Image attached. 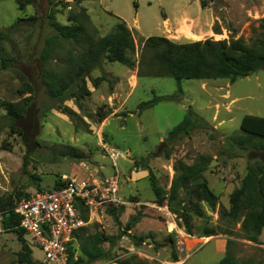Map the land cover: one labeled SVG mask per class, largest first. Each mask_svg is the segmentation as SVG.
Wrapping results in <instances>:
<instances>
[{"label": "rangeland", "instance_id": "rangeland-1", "mask_svg": "<svg viewBox=\"0 0 264 264\" xmlns=\"http://www.w3.org/2000/svg\"><path fill=\"white\" fill-rule=\"evenodd\" d=\"M30 1L20 9L15 0H0V29L19 18L36 17L18 20L11 31L0 37V57L11 58L8 67L0 66V99L20 100L18 89L24 81L33 87L22 117L14 118L0 109V194L15 190L30 194L51 189L62 177H101L117 172L119 194L124 200L138 195L150 204H127L118 221L105 212V205L90 214L87 232L122 234L112 245L104 242L111 256L131 253L149 264H216L231 239L228 247L237 258H251L264 264V228L257 242L240 234L239 223L232 225L234 235H226L220 230L229 221L220 218L218 211L220 206L229 207V194L240 184L247 164L264 162V150L257 146L261 140L252 138L243 145L237 143L247 137L240 129L241 120L264 123V65L234 81L184 78L178 83L171 76H137L136 65L103 59L92 66L88 77L106 74V79L97 87L87 79L89 96L57 101L46 93L40 60L45 39L56 33L48 17L50 12L52 20L63 25L68 23V14L83 6L98 35L109 32L116 17H120L132 28L135 42L132 59L136 63L141 40L151 35H163L177 42L212 37L247 46L262 36L264 0H204L205 7L200 5L201 0H82L79 4L74 0ZM183 11L186 14L180 23L163 21L164 13L172 17ZM55 47L45 63L47 69L64 68L69 51L76 49L74 43L61 38ZM155 96L161 97L155 104L137 108L139 102ZM62 105L76 115L68 116ZM99 107L109 111L102 121L96 120ZM186 115L196 126L170 144L162 142ZM165 145L171 149L170 158L164 157ZM107 150L118 153L114 163ZM198 155L206 157V165L212 162V166L205 165L203 176L219 200L215 210L202 203L204 216H193L195 230L186 235L175 214L154 206L147 177L133 182L129 176L134 165L141 169L148 166L159 184L167 189L174 160L182 158L191 163ZM138 210L144 213L143 225L172 227L170 234L160 237L163 246L152 245L151 239L146 238L136 244L132 238L135 232H122ZM210 227L215 234L208 237L203 232ZM140 235L150 234L147 231ZM152 235L158 237L156 233ZM22 237L30 248L31 259L45 264L42 250L27 233L23 232ZM173 248L176 261L172 260ZM19 249L16 231L0 233V264H20L16 256ZM78 254L77 250L74 259ZM73 264L114 263L106 259Z\"/></svg>", "mask_w": 264, "mask_h": 264}, {"label": "trees", "instance_id": "trees-1", "mask_svg": "<svg viewBox=\"0 0 264 264\" xmlns=\"http://www.w3.org/2000/svg\"><path fill=\"white\" fill-rule=\"evenodd\" d=\"M74 1L79 4L82 0ZM15 2L20 9H23L31 1L15 0ZM200 5L205 7L206 2L201 0ZM48 17L51 19V25L56 33L45 39V44L41 50V76L46 93L57 101L89 96L91 91L87 87V79L93 87H97L102 80L106 79V74L88 77V71L92 66L103 59L116 61L126 66L136 65L137 76H171L178 83L184 78H226L234 81L236 78L251 74L264 65V24H261L262 36L252 40L247 46L232 44L225 39H213L212 37L177 42L163 35H151L141 40L135 63L132 59L135 52L132 30L120 17H116L112 29L104 35H98L97 29L92 25L86 8L83 6H80L78 11L68 14L67 24L62 25L52 20L53 12H50ZM24 19L36 20V17L32 15L18 20ZM18 20L0 29V37L11 31ZM214 31L217 32L215 29ZM59 38L74 43L76 49L69 51L64 68L59 70L47 69L45 63L56 48L55 45ZM10 61L11 58L1 56L0 66L6 68ZM32 93V85L24 81L22 87L18 89V94L22 98L17 101L0 99V109L5 110L9 116L20 118L26 111ZM160 98V96H155L152 99L141 101L137 108L141 110L150 107ZM62 106V110L68 116L76 115L71 108ZM108 113L109 111H104L99 107L96 111V120L102 121ZM194 126H196L195 121L186 115L168 132L167 137L162 142L170 144ZM240 129L247 137L246 139H239L238 144L243 145L251 141L252 138H258L262 142L256 145L264 150V123L243 119L240 121ZM163 154L165 158H170L171 149L167 145L163 147ZM205 165L206 157L203 155H198L191 163L182 158L174 160L171 165L173 175L167 189L159 184L158 178L148 166L144 167L148 170L147 179L154 195L152 201L157 205L168 206V210L175 214L178 219L177 224L183 226L187 234H192L195 230L192 222L193 216H204L203 202L212 210H215L218 204V195L209 187L207 179L203 176ZM60 183L59 179L52 187H57ZM27 195L28 193H21L16 190L0 194V210L5 211L3 216L5 228L7 231H16L20 241V249L16 252L17 262L20 264H38L31 259L30 248L22 237L24 231L18 225L19 217L11 210L15 201ZM128 201L135 203L138 198L132 196ZM105 206V212L115 221H118L119 215L126 209L124 204H106ZM140 206H144V204ZM218 211L220 218L229 221L225 228H221L222 233L229 236L234 235L235 231L232 225L239 223L240 234L245 239L252 242L258 241V237L264 228V162L254 161L247 164L240 184L233 188L229 194V207L220 206ZM143 214L141 210H138L136 215L127 222L122 232L127 233V230H132V227L141 219ZM81 216L87 220V211L83 210ZM86 229V226L78 228L74 232L73 238L67 243L68 264L106 259H112L117 264H149L147 260L135 254L129 253L124 256H111L109 254V248H105L103 244L107 242L112 245L115 239L121 237L120 232L114 235L101 230L87 232ZM203 234L209 236L215 234V231L213 227H210ZM133 237L139 239V241L134 242L136 244L144 240V237L136 235ZM231 241V239L227 240L225 253L216 264H257L251 258H237L228 247ZM155 245L160 246L162 243L156 242ZM77 250L79 254L74 259ZM172 260H177L174 248L172 249Z\"/></svg>", "mask_w": 264, "mask_h": 264}, {"label": "built area", "instance_id": "built-area-1", "mask_svg": "<svg viewBox=\"0 0 264 264\" xmlns=\"http://www.w3.org/2000/svg\"><path fill=\"white\" fill-rule=\"evenodd\" d=\"M107 155L114 163L118 153L107 150ZM119 181L117 172L101 177H62L57 187L21 197L11 210L19 217V227L42 250L45 264H68L67 243L78 228L88 223L89 216L87 220L81 216L83 210L90 214L102 205L132 203L119 194ZM153 204L169 212L166 205ZM4 212L0 210V233L7 231Z\"/></svg>", "mask_w": 264, "mask_h": 264}, {"label": "crops", "instance_id": "crops-1", "mask_svg": "<svg viewBox=\"0 0 264 264\" xmlns=\"http://www.w3.org/2000/svg\"><path fill=\"white\" fill-rule=\"evenodd\" d=\"M184 14H186V11H183V12H181L178 16L177 15H173L172 17H169V16H167L165 13L163 14L164 15V18H163V21H167V22H169L170 24H176V23H180L181 22V20H182V18L184 17ZM135 22L137 21L136 19L134 20ZM126 25L128 26V28L129 29H132L127 23H126ZM126 152V151H125ZM121 154L123 155V153H122V151H121ZM125 155H127V152H126V154ZM132 161H133V158H132ZM147 174H148V171H147V169H141L140 168V166H135L134 165V168L130 171V176H129V178H130V180H132L133 182H135V181H138L139 179H142V178H146L147 177ZM102 176H105V174H103ZM171 178V177H170ZM120 190V189H119ZM122 197V196H121ZM136 197L138 198V203H140V204H150V202L149 201H146V200H144V201H142L139 197H138V195H136ZM123 198V197H122ZM126 210V209H125ZM87 211V210H86ZM95 212V211H94ZM88 213V212H87ZM91 215L93 214V212L92 213H90ZM90 214H88V216H89V219H88V223L90 222V219H91V215ZM87 223V224H88ZM86 224V225H87ZM145 224H146V222H145ZM86 225H84V226H86ZM151 226H153V227H147L146 225H143L142 224V222H141V219L132 227V231L133 232H135V235L136 236H142V235H140L141 233H143V232H147V231H149V234L151 235H149V237H148V235L147 236H144V238H146V239H151V242L150 243H152V245H154V243H162L163 241H160L161 239H160V237H164V236H167V234H170L171 232H172V230L173 229H170L168 226L167 227H159V226H157V225H153L152 223L150 224ZM148 226H149V223H148ZM83 227V226H82ZM152 233H156L157 235H158V237H153V235H152ZM185 234V233H184ZM186 235H188V234H186ZM212 235H209L208 237H211ZM133 238V237H132ZM136 238V237H135ZM138 239V238H137ZM104 246V245H103ZM161 246H163V244L161 245ZM114 264H117V263H115V262H113Z\"/></svg>", "mask_w": 264, "mask_h": 264}, {"label": "water", "instance_id": "water-1", "mask_svg": "<svg viewBox=\"0 0 264 264\" xmlns=\"http://www.w3.org/2000/svg\"><path fill=\"white\" fill-rule=\"evenodd\" d=\"M206 166H212V162H210L208 165H206ZM139 239H137V238H135V237H133V241H138Z\"/></svg>", "mask_w": 264, "mask_h": 264}, {"label": "bare ground", "instance_id": "bare-ground-1", "mask_svg": "<svg viewBox=\"0 0 264 264\" xmlns=\"http://www.w3.org/2000/svg\"><path fill=\"white\" fill-rule=\"evenodd\" d=\"M190 34V33H189ZM123 153H125L124 151H122ZM174 224H172V226H173ZM170 229L172 228V227H169Z\"/></svg>", "mask_w": 264, "mask_h": 264}]
</instances>
